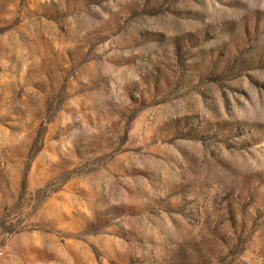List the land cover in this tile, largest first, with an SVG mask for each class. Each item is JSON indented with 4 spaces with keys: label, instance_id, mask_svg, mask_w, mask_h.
I'll return each mask as SVG.
<instances>
[{
    "label": "rangeland",
    "instance_id": "374dc122",
    "mask_svg": "<svg viewBox=\"0 0 264 264\" xmlns=\"http://www.w3.org/2000/svg\"><path fill=\"white\" fill-rule=\"evenodd\" d=\"M0 264H264V0H0Z\"/></svg>",
    "mask_w": 264,
    "mask_h": 264
}]
</instances>
